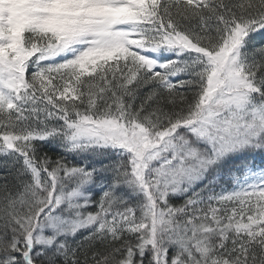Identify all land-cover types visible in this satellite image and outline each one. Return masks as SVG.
Returning <instances> with one entry per match:
<instances>
[{
    "label": "snow or ice",
    "instance_id": "1",
    "mask_svg": "<svg viewBox=\"0 0 264 264\" xmlns=\"http://www.w3.org/2000/svg\"><path fill=\"white\" fill-rule=\"evenodd\" d=\"M0 264H264V0H0Z\"/></svg>",
    "mask_w": 264,
    "mask_h": 264
}]
</instances>
